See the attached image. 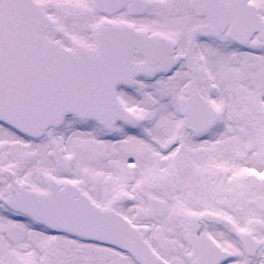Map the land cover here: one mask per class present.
Returning <instances> with one entry per match:
<instances>
[{
	"label": "snow or ice",
	"instance_id": "1",
	"mask_svg": "<svg viewBox=\"0 0 264 264\" xmlns=\"http://www.w3.org/2000/svg\"><path fill=\"white\" fill-rule=\"evenodd\" d=\"M0 264H264V0H0Z\"/></svg>",
	"mask_w": 264,
	"mask_h": 264
}]
</instances>
